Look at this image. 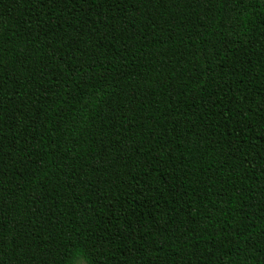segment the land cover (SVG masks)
I'll list each match as a JSON object with an SVG mask.
<instances>
[{"label":"trees","instance_id":"trees-1","mask_svg":"<svg viewBox=\"0 0 264 264\" xmlns=\"http://www.w3.org/2000/svg\"><path fill=\"white\" fill-rule=\"evenodd\" d=\"M264 264V0H0V264Z\"/></svg>","mask_w":264,"mask_h":264},{"label":"rangeland","instance_id":"rangeland-1","mask_svg":"<svg viewBox=\"0 0 264 264\" xmlns=\"http://www.w3.org/2000/svg\"><path fill=\"white\" fill-rule=\"evenodd\" d=\"M76 264H84V263H82L81 261H78Z\"/></svg>","mask_w":264,"mask_h":264}]
</instances>
